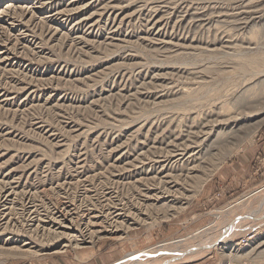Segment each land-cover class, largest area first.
I'll use <instances>...</instances> for the list:
<instances>
[{
	"label": "rangeland",
	"instance_id": "obj_1",
	"mask_svg": "<svg viewBox=\"0 0 264 264\" xmlns=\"http://www.w3.org/2000/svg\"><path fill=\"white\" fill-rule=\"evenodd\" d=\"M5 2L3 1L2 4ZM84 2L86 6L80 14L85 15V22L82 23L83 26L80 24L69 31L70 38L66 37L63 42L60 41L64 39L49 41L47 37L42 40L39 38L37 48L42 52L37 54L40 55L28 54L21 57L26 61L33 59V64L41 69L40 71L45 73L51 71L48 75L53 74L52 83H40L44 77H39L38 80L39 88L46 92L43 98L54 95V99L47 104L40 100L38 107H28L30 110L26 107L24 111L22 109L21 113L16 114L11 112L16 106L0 104V180L5 178L0 184L5 188L16 186V192L20 190L16 194L18 198L15 196L14 199L17 207L14 205L15 208L9 209V214L6 210L7 218L11 217L18 221V228L23 224L20 222V217H23L29 201L39 203L36 205L39 209L44 206L51 208L55 203L66 200L72 201L76 207L78 205L82 207L88 204L89 200L100 201L101 195L112 186L115 189L117 187L116 190H121L118 191V197H122L124 201L130 199L132 185L130 183L119 185L113 182L116 179L109 176L112 169H108L107 165L115 158H122L124 152L135 154L136 129L142 124L145 125L143 129L148 124L155 126L162 124L160 128L162 129L166 125V120L175 119L172 115L174 117L177 115L178 118L182 115L181 106L183 108L186 103L183 101V95L178 93L182 89L181 86L183 89L190 84L192 87L197 86L194 85L196 81L208 75L210 76L206 78L208 81L202 85V88L200 87L201 90L197 95L201 100H195L197 102L195 104L199 110H209L221 94V76H217L216 72L222 69L221 71L233 74L239 70L238 66L236 68L239 57L234 56L232 52L247 50L250 42L251 51L264 47V17L257 18L264 14V0H85ZM249 16L256 18L242 28V22ZM220 43L225 45L222 46ZM219 46H222V50ZM229 47L232 48L228 49ZM214 48L217 51L210 50ZM204 70L207 76L203 73ZM188 74L192 75L191 77L196 76L195 74L198 76L196 80H188L189 78L186 77H189ZM16 75L19 76L18 79ZM22 76L24 77L15 70L10 73L0 72L2 84L0 89L8 90L7 92L13 96L16 89L28 80V78L23 79ZM10 87H13L12 91L9 90ZM171 87L173 89H170ZM218 90L220 94H216L215 91ZM18 94L21 99L25 93L21 91ZM202 100L204 102L201 104ZM262 106V113L243 121L234 133L230 134L228 141L217 143L212 155L202 163L198 171L193 173L201 175L203 168H207L212 158L225 156L198 191L193 186L192 178L178 182L179 184L174 187H170L172 182L167 183L171 193L161 197L154 205L156 207L152 208L147 223L132 225L122 240L102 236L94 244L86 242L81 244L80 248L70 245L61 247L63 243L52 247L44 246L40 251L44 254L32 256L33 258L0 252V264H113L128 253L139 250H146L150 255L156 254L157 251H169L168 254L174 251L189 253L199 251L195 248L200 244L195 245V243L208 241L210 238L207 235L216 237L228 229L239 230L237 227L244 229L240 230L239 234H235L236 236L233 235L234 238L231 239L233 242L229 245L232 244L233 255H242L238 257L245 259L240 261L238 258L229 263L244 264L243 261L250 258L248 259L250 263L254 260L253 264H264V204L261 203L264 202V151L256 148L257 144L264 141V102ZM178 110L180 111L177 112ZM257 123L259 128L255 133L254 126ZM137 134L142 141V133L137 131ZM149 134V137L155 135ZM154 144V146L158 145V143ZM118 145L122 147L117 148ZM112 156L113 159H110ZM126 161L128 159L125 158L124 162ZM167 166L160 170V166L157 165V169L154 170L157 172L153 171L151 174L156 177V181L145 184L153 186L159 181L158 177L161 180L166 178L167 181L172 180V175L161 178L168 173L165 172L166 169H172ZM82 169L86 170L83 172H87L85 173L87 176L98 173L99 177L95 174L94 180L92 178L88 182H79L83 177L74 178V181L78 179L73 183L74 185L65 183L61 186L63 189H58L57 185L63 180L66 182L70 180L66 179L67 176L76 175V170ZM173 170L177 171L175 168ZM9 182L10 185H7ZM139 186L137 189L134 188L138 190V192L135 190L134 194L139 195ZM253 190L259 193L251 201L242 200L234 205L244 194ZM160 205L163 207L158 208ZM229 205L234 206L228 209ZM132 208L140 209L133 206ZM253 216L263 217L262 222L260 221L256 228L245 227L250 224ZM142 217L145 218V214ZM119 233L120 231L117 235ZM206 237L207 239H203ZM248 237L251 239L246 242ZM55 250L63 251L50 253ZM221 254L222 251L220 253V249L215 247L204 250L201 255L191 259L172 261L168 264H229Z\"/></svg>",
	"mask_w": 264,
	"mask_h": 264
},
{
	"label": "bare ground",
	"instance_id": "obj_2",
	"mask_svg": "<svg viewBox=\"0 0 264 264\" xmlns=\"http://www.w3.org/2000/svg\"><path fill=\"white\" fill-rule=\"evenodd\" d=\"M3 1L4 2L7 1V2L2 4ZM84 1L85 0H0V72L10 73L11 71L13 72L15 70L16 72H20L21 74L24 75V77L22 76L23 79L28 78V80L24 81L22 85L21 83L19 82L16 83L13 80L16 84L21 85L16 89L13 96L7 92L8 90L5 91L6 89L5 90L0 89V104H2L3 106H16V109L12 108L13 110L12 111L10 110L13 114H16L18 112L21 113V110L23 109L24 111L25 110L24 108L26 107L33 108V107H36L37 105H40L39 103L40 100H43V103L47 104V103H50L54 99L53 98L54 95L53 96L48 95L47 97L43 98L44 97L43 95L46 92H43L44 90H42V88L41 89L39 88V84L41 82H47L49 84L52 83V81L54 80L53 74L48 75L51 71H47L46 73L45 71L44 72L40 71L41 69L39 70L38 67L34 65L32 62L33 61L32 58L34 57L31 58L32 61L22 60L21 57L26 56L28 54H37V53L42 52L40 48L39 49L37 48L39 46V45L37 46L38 40L40 41L39 38H41L42 40V39H45V37H47L49 41L64 39L60 42L65 41L66 37L67 39L70 38L68 37L69 31L72 28L77 27L80 24L82 25V23L85 22V17H84L85 15L82 13L80 14V11L82 9H85V6H86ZM25 2H28L29 4L27 5L23 4ZM19 3H22V4H19ZM252 12L254 11H251V13ZM236 13L238 12L236 11ZM260 16L264 17V14L257 16V18ZM254 18L256 17L249 16L246 19V21L242 22V28L248 26L249 25L248 23H250L249 21L254 20ZM65 26H67V28H65ZM35 30H37L38 32L36 33ZM58 35L59 37H57ZM241 39H243V37ZM223 44L221 45L223 46ZM228 44L227 46H229ZM250 44L252 43L250 42ZM250 44L247 45V48L249 50L242 49L243 51H240L237 53L232 52L234 56L239 57L236 63L237 64L236 68L238 66L239 70L236 73L230 74V73H227V71H221L222 69L220 68H219L220 71L218 70L216 72L217 76H221L220 77V80L222 83V87H220L221 94L219 93V90L215 91L216 94L219 93L220 96L217 97L216 102H214L213 105L210 106L211 108L209 110L197 109L198 106L196 107V104H197L196 101L198 99L201 100L199 97H197V95H199L198 93L201 90L200 87L202 88V85H204V83L208 81L206 80V78L208 79V77L210 76L208 75V77H205L202 80L198 79L199 81L197 80L196 81L197 83L194 84V85L197 84V86L193 85L194 87H192L189 81L188 82L190 84L189 87L185 86L186 89H183V86H181L182 89L178 91V93H180L184 97V100L182 99L184 102H186L184 105L186 106V104H188L186 107L184 106L183 108L181 106L182 111L180 110L177 111V112L180 111V113L182 112V115L179 116L180 118L179 117L177 118V115L174 114L175 113L174 111L173 114L175 115V117L173 115L172 117L177 120L176 121H174L175 119L166 120L165 122L166 125H164L162 129H160L162 124L157 125V126L148 124V126H146L145 129H143V126L145 125L141 123L142 125H140L134 132V136L137 137V140L135 141L136 143L134 145L135 154L133 152L132 153L124 152L122 153L123 154L122 158L120 159L115 158L113 161L111 160L112 163H109L107 165L108 169L110 170L112 169L111 172L108 171L110 173L109 176L114 177L116 179V180H113L114 179L113 178L112 179L113 182L115 181L119 183V185L120 183H130V185H132L131 187L128 185L132 192L131 193L132 195H130V199L124 201L122 197L120 196L118 197V191H121V190H116L118 188L117 187L116 189L112 188L113 186L111 185L112 186L111 188L106 187V189L108 188V190L105 191L101 195L102 198L100 197L101 198L100 201L94 202L93 200L92 201L89 200L88 204L86 203L82 207H80V205L78 204H77L78 206L76 207L72 201L66 200V201H59L57 204L55 203L53 207L50 206L51 208L45 207L43 205L44 207H40L39 209L36 206V205H39V203L35 204L36 201L34 203L29 201L28 202L29 206H27V208L25 207V212H23V217H20L21 218L20 222L23 224L21 227L18 228L17 226L18 221L16 219L13 220V218L11 217L7 218L6 210H8V214H9V209L15 208L14 205H16L15 204L16 201H14V199H15L16 194H18L17 192H19L20 190L16 192V189H15L16 186L15 187L12 186L13 188L12 187L5 188L3 184H0V236L2 237L0 238V252H3V253L7 252V253L14 254V255L20 254V255H26V256L32 257V256H36V255L38 256L40 254H44V252H40L42 250L41 247H44V246L52 247L55 244L63 243L61 247L70 245L74 248H80L81 247L80 245L86 242H89V243L92 242L94 244V242L97 239L101 238L102 236L103 237L109 236L117 240H122L127 234L126 232L129 231L132 225H134L135 223L136 224L137 223L138 224L147 223V218L152 213V208L156 207L154 205H156V203L160 200L161 197L168 196L171 193L169 187L167 186V183L172 182L173 184H171L172 186L170 187H174L176 186L178 182L180 183L183 181H188V179L192 178L193 186L195 190L198 191V189L201 187L204 181L210 176V174H212L213 170L216 169V167H218L219 163L225 157V156H218L217 158H212V160H210L211 162L209 161L207 168L206 167L203 168V172L201 175L193 174L194 172L198 171V168L202 166V163H204V161L206 162L207 158L210 155H212V150L214 149L215 145L222 141H228L227 139L230 138V134H233L234 130L237 129L243 121L247 120L251 116L254 117L255 115L256 116L259 115L260 112L262 111V107H263L262 104L264 102V47L258 48L255 51H251ZM222 46H219L220 49ZM231 48L232 47H229L228 49H231ZM210 50L215 51L216 49L214 48ZM223 51H225V48ZM37 55H40V54H37ZM227 55L228 54H226V56ZM12 58H14L13 61H12ZM220 63H223V62H220ZM234 65H235V62H234ZM204 72L205 70L203 71V73ZM191 73L193 74V72ZM200 73H198L199 76H200ZM179 75L180 74H178V76ZM195 75L196 76L194 77H191L192 75L191 76L189 75V77L188 76L186 77L189 78L188 80H191V79L196 80V77L198 75L197 74ZM39 77H44L43 79L40 80V83L38 80ZM211 77H212V74H211ZM18 78L19 76H17V79ZM9 86H12V85H9ZM12 88L9 90L12 91ZM170 89H173V88L171 87ZM14 90L15 89H13V91ZM21 91H24L25 94L23 95V98L21 96V99H19L20 97L18 93ZM205 100H208V99H205ZM203 102L204 101L202 100L201 104ZM177 103L180 104L179 102ZM175 105H176V101H175ZM175 105H174V110L176 109ZM172 108L171 110H173ZM8 109H10V107ZM34 112L36 113V111ZM171 114H170V117H171ZM257 126H258V123L257 125L254 126L255 128L254 132L257 130V128H259ZM137 131L142 133V138H143L142 141L139 140ZM149 133H152L155 135L149 137L150 135ZM154 143H158L159 146L158 145L154 146L155 145ZM119 146L122 147V145H118L117 148H119ZM232 147L233 146H231V148ZM125 158L128 159V161L124 162ZM110 159H113V156ZM117 163L121 165H118ZM161 163H164V164H161ZM157 165L160 166V170L165 168V165H168L169 167H171L172 169H166V170L164 169L165 172H168V173L164 176H161V178L167 175L169 176L172 175L171 177L173 179L172 180L169 179L170 181L169 180L167 181L166 180L167 178L164 180H161L160 177H158L159 181L157 180L158 182L156 184H153V186L151 185L148 186L145 183H148L149 181H153L156 179V177L152 176L151 174L154 170L157 169L156 168ZM129 167H132V168L129 169ZM152 168L154 169L152 170ZM174 168L177 171L178 170L179 171L178 172L174 171L173 170ZM160 170H158V172ZM83 171H86V170H83V169L76 170V175L67 176L66 179H70V180H68L67 182L63 180L62 183L57 185L58 189H63L61 186L65 185V183H67L68 185H71V184L74 185L73 183L78 181V179L74 181L73 180L74 178L81 179V177H83L81 180H79V182H88V181H91L92 178L94 180L96 175L97 176L99 175L98 173L97 174L95 173L96 175L93 173L94 175L88 174L87 176L85 174L87 172H83ZM154 172H157V171H154ZM4 179L5 178H2L0 182H3ZM77 184L79 183L77 182ZM104 184H105V181H104ZM7 185H10V182ZM138 185H140L139 195L137 193L134 194V191L137 189ZM141 185H142V188H141ZM136 192H138V190H136ZM83 193L85 194L86 192H83ZM258 193L259 192L256 190L246 193L242 196L241 199H239L236 203H234V205H237L242 200L249 202ZM20 199L22 200L21 197ZM59 199L61 200V198ZM261 203L264 204V202L262 201ZM234 205H229L228 209L230 207H233ZM132 206L140 207V209L138 208L139 209L138 210L137 208H132ZM161 207H163V205H160L158 208H161ZM10 213L12 214V212ZM144 214H145V218L142 217V215ZM255 216H253L250 224L248 223L245 227L249 226V227L256 228L259 226V224L262 222L261 220L263 217L258 216L255 218ZM14 226H17V227H14ZM237 228H239V230H235V229L225 230L223 234L216 235V237L215 235L214 236L207 235V237L209 236L210 238L208 241L205 240L199 243L198 242L195 243V245L200 244L199 246L195 248L199 251H190L189 253H184L185 251H174V252H171V254H168L169 251L168 252L157 251L156 254L154 253L150 255V252L146 250L144 251L139 250V251L128 253L122 259L118 260L117 262L113 264H168L172 261L177 262L181 260L191 259L193 257L201 255V253L204 252V250H208V249L210 250L215 247L216 249L217 248L220 249V253L222 251L221 256L224 257L225 260L229 263L235 259H238L239 258L238 256H242V255L235 256L237 254L233 255L231 253L232 244L229 245L231 242H233L231 240L233 235L236 236L240 230L243 231L244 229L243 227L241 228L237 227ZM118 231H120V233L117 235ZM207 237L203 239H207ZM249 239L251 238L249 237L248 239L246 238V242H248ZM38 246L39 248H36ZM190 246L191 245H189V247ZM194 246H192V248H194ZM61 251L63 250H55V251H51L50 253H59ZM240 258H239L240 261L245 259V258L244 259H240ZM248 259L243 261L244 264H253L254 260L250 263Z\"/></svg>",
	"mask_w": 264,
	"mask_h": 264
},
{
	"label": "crops",
	"instance_id": "obj_3",
	"mask_svg": "<svg viewBox=\"0 0 264 264\" xmlns=\"http://www.w3.org/2000/svg\"><path fill=\"white\" fill-rule=\"evenodd\" d=\"M256 148H257V149H261V151H264V141L261 142L260 144H257V145H256Z\"/></svg>",
	"mask_w": 264,
	"mask_h": 264
}]
</instances>
